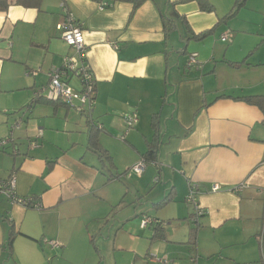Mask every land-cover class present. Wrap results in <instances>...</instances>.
<instances>
[{
    "label": "crops",
    "instance_id": "1",
    "mask_svg": "<svg viewBox=\"0 0 264 264\" xmlns=\"http://www.w3.org/2000/svg\"><path fill=\"white\" fill-rule=\"evenodd\" d=\"M208 1L213 9L207 12L194 0H147L136 10L127 1L44 0L35 9L9 0L8 10L0 12V141L13 137L19 155H13V144L0 150V179L15 175L17 194L36 198L41 208L0 198V264H108L112 258L104 254L102 238L112 239L116 251L131 258L146 252L154 264H202L195 260L206 254L201 240L190 244L197 230L187 221L189 208L181 214L180 207L189 204L191 185L199 188L197 204L203 209L202 216L195 209L190 216L195 224L214 232L222 247L234 245L227 244L234 224H246L245 236L257 241L262 264L264 114L241 99L264 96V0L243 1L229 18L241 0ZM63 4L83 30L82 56L57 29L65 17ZM206 32L202 39L191 38ZM193 53L201 67L188 70ZM66 57L82 58L93 72L91 122L103 129L101 145L114 166L125 170V179L105 176L99 156L88 148L85 115L36 98ZM67 81L80 90L76 78ZM132 113L139 121L125 136L123 118ZM21 119L22 127L13 131ZM154 125L159 127L155 165L141 177L132 175L129 170L155 141ZM39 131L43 137L37 140ZM33 141L38 148H30ZM157 176L160 182L154 184ZM130 194L137 199L145 194L147 209L169 195L173 199L153 209L156 216L143 213L140 224L118 230L129 232L128 247L121 233L103 232L115 205ZM144 217L156 223L142 228ZM159 225L161 236L155 231ZM11 226L12 255L7 251ZM147 236L153 241L142 250ZM43 239L62 247L42 246Z\"/></svg>",
    "mask_w": 264,
    "mask_h": 264
},
{
    "label": "built area",
    "instance_id": "2",
    "mask_svg": "<svg viewBox=\"0 0 264 264\" xmlns=\"http://www.w3.org/2000/svg\"><path fill=\"white\" fill-rule=\"evenodd\" d=\"M63 6V11L65 13L64 21L57 26V29L61 33V38L63 41L72 48L78 55L82 56L86 52V43L83 30L79 26L74 15L69 11L65 4ZM105 7H101L104 10ZM228 35L222 36V41H227ZM201 67V63L198 59V54H190L187 62L186 68L188 70ZM33 75H37V72H31ZM69 77L76 78L80 83V90L75 89L67 79ZM96 81L93 72L89 67L84 64L82 58L78 57H66L62 68L54 69L50 73V83L41 92L37 93L36 98H45L49 101L62 102L70 108L75 109L80 114L85 115L91 120L93 111L96 107ZM124 125L126 128V134L135 128L139 121L137 113H132L123 118ZM23 121L17 120L12 124V130H18L22 127ZM123 136L121 139H125ZM43 137V132L39 131L38 139ZM13 144V155H19V148L15 144L13 137H8L0 141V150H4L8 146ZM39 144L37 141H33L30 144L31 149L38 148ZM155 165V163L148 162L146 159L140 160L136 165H134L129 173L141 177L150 165ZM160 182V177L154 178L153 183L158 184ZM242 188V187H241ZM236 189L238 192L240 189ZM220 190L218 185H215L212 189L213 192ZM199 194V188L196 185H191L189 194L187 196V203L194 206L195 215L197 217L202 216L203 209L197 204V196ZM0 198L6 199L11 205H20L26 208L40 209V203L34 197H20L17 194V179L15 175L10 176L7 179H0ZM198 219V218H197ZM156 223L150 217H144L141 223L142 228H147L150 225ZM258 241L260 244V256L261 262L264 264V216L262 222V228L258 235ZM42 246H49L52 249H59L62 247L61 243L55 240L43 239L41 241ZM165 264H169L168 261L163 260Z\"/></svg>",
    "mask_w": 264,
    "mask_h": 264
},
{
    "label": "rangeland",
    "instance_id": "3",
    "mask_svg": "<svg viewBox=\"0 0 264 264\" xmlns=\"http://www.w3.org/2000/svg\"><path fill=\"white\" fill-rule=\"evenodd\" d=\"M87 118V117H86ZM103 166V165H102ZM104 168V174L107 178L109 176H118L121 179H125V170L119 169L120 167H112L106 163ZM154 180V179H153ZM126 181V180H124ZM153 187L149 189V192L151 191ZM142 197L138 196L135 198L133 194H130V196H125L124 197V202L119 203L123 204L122 207H119V204H116L114 209H113V216L110 219L111 221L108 222V228L105 229V233L103 232L104 235H106V232L109 233V230H113V237L115 233H121V241L124 237V244L127 245L128 247L131 246L130 242V234L127 231H118L119 229H122L127 226V229L129 230L132 226V223L136 222V225L138 223L140 224V217L141 214L143 213H148L153 216H156L155 214L157 211H154L155 206H153V209H147L145 208L147 206V200L145 199V194L141 195ZM117 199V197H116ZM120 202L123 201L121 197H119ZM151 204V203H150ZM185 205V206H184ZM182 213L185 214L186 208H189L190 211V216L194 215V207L189 204L183 203V205H180ZM134 214H137L136 216ZM189 214L187 215V221L191 223L193 229L197 230L196 231V239L201 240L202 242V249L204 250L205 255L202 254H197L196 259L199 261L200 259L204 261L202 264H261L260 263V257H259V247L258 243L255 240L252 241V239H249V237H246L245 229H246V224L238 223L234 224L232 227L231 234L228 236V240L230 239V242H227V244H231V242L234 243V245L229 246V247H222L220 244L216 242L214 239V232L211 230H204L205 228L199 227L197 224H195V220L191 219ZM153 218V217H152ZM156 219V218H154ZM184 223V222H181ZM147 233H152V230H147ZM141 235V233H140ZM142 236V235H141ZM149 237V238H148ZM148 240H145V242H142V247L141 249L146 250L149 248V244L152 243L150 241H153L152 237L147 236L146 237ZM99 239V238H98ZM97 239V240H98ZM104 241L107 242L106 246L104 247V254L111 256L112 260H108V264H154L149 262L150 256L146 257L145 253H140L138 258L134 256L131 258L129 256L130 254L126 252H120L116 251L114 241L110 238H102ZM151 239V240H150ZM103 241V240H102ZM197 242V241H196ZM226 244V243H225ZM116 245L118 243L116 242ZM141 250V251H142ZM140 251V252H141ZM153 255V254H152ZM147 258V260H146ZM195 258V257H194ZM230 258H234L238 263L231 262ZM132 259V261H131ZM135 259V261H133Z\"/></svg>",
    "mask_w": 264,
    "mask_h": 264
},
{
    "label": "trees",
    "instance_id": "4",
    "mask_svg": "<svg viewBox=\"0 0 264 264\" xmlns=\"http://www.w3.org/2000/svg\"><path fill=\"white\" fill-rule=\"evenodd\" d=\"M98 1V0H95ZM113 3L116 2H131L134 4V10L138 9L145 1L147 0H111ZM198 2L199 6L203 11H211L212 5L209 3L208 0H194ZM243 1L241 0L240 2H237L236 7L233 9V11L230 13L229 17H233L239 10V7L242 6ZM44 0H16V4L19 6H22L24 8H35V9H40ZM10 6L9 0H0V12H5L8 10ZM210 32H206L204 34H201L199 36L192 35L191 38H195L196 40L202 39L203 37L209 35ZM222 98H227L225 96L219 97V99ZM241 100L245 101L247 104L251 106H255L261 110V112L264 114V96H252V97H246L242 98ZM88 119V118H87ZM158 119V117H155V120ZM92 120L88 119L89 123V132H88V137H89V143H88V148L91 152L95 153L96 155L99 156L101 163L103 166L106 165V163L112 167H114L112 157L110 156L109 152L102 147L101 142H100V137L103 132L102 128H99L98 126L94 125ZM155 129V135H154V143L150 144L149 151L143 156L144 159H146L148 162L155 163V160L157 158V148H158V141H159V127L158 125H154ZM120 179L118 176H109V181L111 180H116ZM173 199L172 195H169L167 198H165L163 201L155 205V209H160L165 207L169 202H171ZM155 231L157 233V236H161L163 233L162 230L160 229V225L155 228ZM195 239H196V232H193L192 234V239L190 244L195 245ZM15 241V231L13 226H11L10 230V235H9V240L7 244V251L9 252L10 255H12V250H13V244Z\"/></svg>",
    "mask_w": 264,
    "mask_h": 264
}]
</instances>
